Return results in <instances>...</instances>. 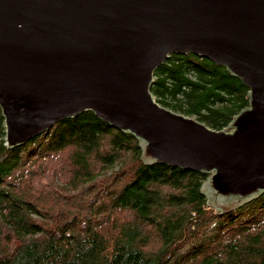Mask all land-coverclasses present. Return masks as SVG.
<instances>
[{
	"label": "water",
	"instance_id": "1",
	"mask_svg": "<svg viewBox=\"0 0 264 264\" xmlns=\"http://www.w3.org/2000/svg\"><path fill=\"white\" fill-rule=\"evenodd\" d=\"M172 53L226 66L250 106L222 130L162 106L150 87ZM0 106L9 147L91 110L234 209L264 191V0H0Z\"/></svg>",
	"mask_w": 264,
	"mask_h": 264
},
{
	"label": "trees",
	"instance_id": "2",
	"mask_svg": "<svg viewBox=\"0 0 264 264\" xmlns=\"http://www.w3.org/2000/svg\"><path fill=\"white\" fill-rule=\"evenodd\" d=\"M150 90L216 130L250 106L240 77L193 53H172ZM6 136L0 106V264H264V191L219 212L208 173L146 163L91 110L25 144Z\"/></svg>",
	"mask_w": 264,
	"mask_h": 264
},
{
	"label": "rangeland",
	"instance_id": "3",
	"mask_svg": "<svg viewBox=\"0 0 264 264\" xmlns=\"http://www.w3.org/2000/svg\"><path fill=\"white\" fill-rule=\"evenodd\" d=\"M67 188H69V187H67ZM208 199V198H207ZM210 200H211V198H209ZM237 202H239V201H237ZM224 207H226V208H229L230 207V205H225ZM216 208V207H215ZM218 208V207H217Z\"/></svg>",
	"mask_w": 264,
	"mask_h": 264
}]
</instances>
